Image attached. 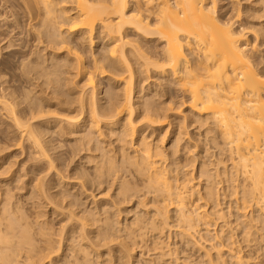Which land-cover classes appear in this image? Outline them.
Instances as JSON below:
<instances>
[{
	"label": "bare ground",
	"instance_id": "obj_1",
	"mask_svg": "<svg viewBox=\"0 0 264 264\" xmlns=\"http://www.w3.org/2000/svg\"><path fill=\"white\" fill-rule=\"evenodd\" d=\"M239 1L222 13L217 0H0V17L11 18L14 30L32 24L33 42L51 52L42 61L41 54L17 59L18 76L34 80L42 96L26 88L20 95L1 79L7 122L0 149L26 142L36 164L46 160L51 170L58 159L49 153L52 135L71 137L68 144L85 152L88 165L72 171L77 192H51L60 178L53 185L40 166L30 171V193L49 206V217L0 191V264H18V257L31 264H133L136 251L152 252L151 264H172L177 246L168 232L162 236L168 226L197 253L196 264H264V0L243 8ZM84 45L96 49L86 54ZM154 76L169 78L161 80L164 92L175 87L187 113L176 118V104L144 97L143 83ZM54 107L59 118L46 116ZM185 123L209 125L214 160L190 154ZM101 186L112 190L110 198L95 199ZM89 196L91 206H84ZM131 201L134 215L122 223L120 205Z\"/></svg>",
	"mask_w": 264,
	"mask_h": 264
},
{
	"label": "rangeland",
	"instance_id": "obj_2",
	"mask_svg": "<svg viewBox=\"0 0 264 264\" xmlns=\"http://www.w3.org/2000/svg\"><path fill=\"white\" fill-rule=\"evenodd\" d=\"M235 1V2H234ZM236 1L237 0H217V6H218V8H217V10L218 11H220V12H222V13H224V12H226L227 10H230L231 8H232V6L233 7H236ZM221 2V3H220ZM231 2H233V3H231ZM240 2V5L242 6L241 8H243L244 6H245V4H248V2H249V0H240L239 1ZM235 3V4H234ZM242 3V4H241ZM68 3H66V4H63V6H65V7H68L69 6V4H70V6H72V4L71 3H69L68 5H67ZM220 4V5H219ZM229 4V5H228ZM231 4V5H230ZM1 5V4H0ZM240 5H239V7H240ZM221 7V9H220V7ZM4 10V6H1V8H0V11L2 12ZM225 10V11H224ZM232 10V9H231ZM231 10H230V12L229 13H231ZM235 14V10H233L232 11V14ZM244 13H242V12H240V15H239V19L240 20H246L245 18H244V15H243ZM2 18L3 17H0V41L2 42H0V48H2V49H0V68H2V69H0V70H3L4 72H3V74L5 73V76H3V77H1L0 78V80L1 79H3L4 81H5V79H8L10 82H7V83H9L10 85H13V83H15L12 87H15L16 88V90H17V92L20 94V95H23L25 92H29L28 94L29 95H34V93H35V95L33 96V97H36V96H42L43 94L41 93V91H39V90H41L40 89V87H38L37 88V86L36 85H32L31 84V81H32V83L34 84L35 83V81L34 80H28V78L27 77H25L24 75H20V76H18L19 75V73H20V71H17L19 68H17V64L19 63H17V61L19 60V58H20V56H21V54H24V56H26L27 54L29 55V56H31V57H29V58H34V57H37L38 59H39V57H41V61H42V59L44 60V59H46V57H48V56H46L47 54H49V53H51V52H49L50 50H43V46H42V44H37V43H35V42H33V38L31 39V30H29L28 31V28L32 25H30L29 26V24H28V26H25L27 23L26 22H24V25H23V28L22 29H24L23 30V33L21 34V31H22V29H20V30H18V29H15L14 30V28H12V27H10V25H9V23H10V20L9 19H11V18H9V19H4L3 18V20H2ZM7 20H9V21H7ZM5 22H7V23H5ZM30 23H32V22H30ZM8 24V25H7ZM8 27H10V28H8ZM25 27H26V29H27V32L28 33H30V36H29V34H26V33H24V31L26 30L25 29ZM28 27V28H27ZM14 30V31H13ZM20 31V32H19ZM248 31V30H247ZM249 33V36L250 37H252V33H254V32H252L251 33V30L250 31H248ZM252 34V35H251ZM255 34V33H254ZM25 35V36H24ZM27 37L28 36V38H24V37ZM5 39H4V38ZM13 37V38H12ZM22 37V38H21ZM7 39H9V40H7ZM26 40L27 39V46L25 47V49H23V48H21V46H19V45H21L22 44V40ZM18 41V42H17ZM21 41V42H20ZM11 43L12 45L10 46V47H4V46H6L8 43ZM17 43V44H16ZM156 44H159V42H155ZM35 44H36V48H34L35 47ZM150 44H153L152 42H150ZM3 45V46H2ZM13 46V47H12ZM4 47V48H3ZM19 47V48H18ZM31 47V48H30ZM41 49V50H43V51H40L39 52V50ZM90 49H96V45L95 46H93V47H91V48H87V46L86 45H84V50H85V53L86 54H88L89 53V51H90ZM259 49V48H258ZM262 49H264V46H261L260 47V49L259 50H262ZM25 50V51H24ZM27 50V51H26ZM48 51V52H47ZM31 52V53H30ZM33 52V53H32ZM9 53V54H8ZM36 53V54H35ZM44 53V54H43ZM47 53V54H46ZM256 53V52H255ZM40 56H39V55ZM257 54V55H256ZM255 54V56H258V54H260L259 52L258 53H256ZM27 55V56H28ZM34 55V56H33ZM19 56V57H18ZM39 56V57H38ZM262 56H264V51H262ZM15 59V60H14ZM18 59V60H17ZM13 63V64H12ZM16 64V65H15ZM150 73V72H149ZM13 75V76H12ZM150 75H152V73H150L149 74V76ZM15 76V77H14ZM23 76H24V78H23ZM153 76V75H152ZM11 77V78H10ZM16 78L17 77V79H13L12 80V78ZM19 77V78H18ZM26 78V79H25ZM153 78V79H152ZM149 77L144 83H143V86H145V88H144V90L142 91V93H143V95H144V97H146V98H148L149 100H150V98H151V101H153L154 103H156V104H158V102H159V104L161 103V104H163V105H165L164 103H167L168 102V104H166V105H168V106H170V107H174L175 106V104L177 105V106H175L174 108L175 109H172V112L176 115V118L178 117L179 118V115H180V117H181V115H183V114H185V113H187L189 110V108H188V105H187V103H186V99L184 98V97H182L181 96V94L179 95V93H177L176 91H175V87L174 88H172V91H170V92H164V86L163 85H165L164 83V81H161L162 79H169V78H160V77H158V76H154V77ZM158 78V79H157ZM160 79V80H159ZM7 80V81H8ZM13 82H12V81ZM27 80V81H26ZM157 80V81H156ZM25 81V82H24ZM103 81H105V79L103 80ZM152 81V82H151ZM173 81V80H172ZM17 82V83H16ZM160 82H162V83H160ZM164 82V83H163ZM2 83V80L0 81V89L2 88V87H4L5 86V84H1ZM12 83V84H11ZM29 83V84H28ZM36 84V83H35ZM146 84V85H145ZM153 84V85H152ZM158 84V86H156ZM1 85H3V86H1ZM150 85V86H149ZM159 85H162V86H159ZM21 86V87H20ZM156 88L155 90H156V93L154 94V87ZM34 87V88H33ZM150 87V88H149ZM163 87V88H162ZM27 90H26V89ZM23 89V90H22ZM24 89H25V92H24ZM19 90V91H18ZM33 90V91H32ZM163 90V91H162ZM21 91V92H20ZM23 91V92H22ZM152 91H153V93H152ZM157 91H159V93L157 92ZM41 94H40V93ZM32 93V94H31ZM38 93V94H37ZM161 93H163V94H161ZM153 96V97H151V96ZM158 95V96H157ZM50 97V96H49ZM150 97V98H149ZM174 97V98H173ZM177 97V98H176ZM182 97V98H181ZM171 98H173V99H171ZM158 100V101H157ZM183 101H185V102H183ZM183 102V103H182ZM171 103V104H170ZM182 105H180V104ZM180 105V106H179ZM54 108H56V110L53 112V111H50V112H53V113H50L49 112V114H47L46 116H48L49 118H59V116H61L62 115V112H60L61 111V109L58 107H54ZM49 109H52L53 110V106H51ZM58 109H60V111H57ZM174 110V111H173ZM175 111H177V112H175ZM59 112H60V114L61 115H58L57 117H55V115H56V113H58L59 114ZM179 112H181V113H179ZM1 115V114H0ZM50 115V116H49ZM174 115V116H175ZM52 116V117H51ZM2 118V119H1ZM5 117H3L2 115L0 116V123H1V126H0V130L3 128V127H5L6 128V122H7V119H4ZM172 118H173V116H172ZM6 121V122H5ZM2 122H3V126H2ZM189 124V123H188ZM187 123H185V129H187L185 132V136H183V138L185 139H183L184 140V142H186L187 144H188V146H190V149H192L190 152H192V153H190L192 156L193 155H198V153H199V156L201 157H203L204 158V160H206L207 162L211 159H215V158H213V157H215L214 156V152H215V150H214V148L212 147V143H209L208 141H209V139H210V134L208 133H206V131H207V129H208V127H209V125L208 124H202V125H200L199 126V124H197V123H194V124H190V125H188ZM188 126V127H187ZM187 127V128H186ZM205 131V132H204ZM215 132V131H214ZM189 133V134H188ZM186 134H188L187 136H186ZM205 134V135H204ZM212 134V133H211ZM11 133L9 134V135H7V137H11ZM190 135V136H189ZM54 137V138H53ZM59 137H56V136H54V135H52V143L51 144H53L54 145V150H52L51 149V151H49V153H51V156H53V157H57L58 159H56V161H54V166L56 167V169H55V167H51V170L50 169H46V167H47V165L45 164L46 162V160L44 161V160H41L42 162H39V164H36L37 162H36V160L34 159L33 160V156L31 157V155H34V154H32V153H34V151L32 150V149H30L29 148V146H28V144L26 143V142H23V145L22 146H15L13 143V141H11V142H8V143H6V144H9V145H4V146H8V147H6V148H3V150L2 149H0V168L2 169H0L1 171H0V191L2 190H8V192H10V194H11V196H12V201H17V200H19V203H21V205H22V207H24V208H26V209H29V208H31L30 210L31 211H41L40 213H42L43 214V212H44V214H46V216L45 217H49V213H50V209H49V206H47V205H45L44 203V205L42 204V201H38V198H37V196H36V194H31L30 193V190H31V188H32V186L34 185V181H30L31 180V178H32V176H31V174H30V171L31 170H33V169H35V168H37V167H39L40 166V168H42V170H44V172L43 173H41L42 175H46L45 176V178H47V180L49 179V180H51L50 182V184H58L57 183V180H58V178H60V184H58V185H60V186H58V185H56V186H54L53 187V189H51V192H54V191H57V190H61V191H63L64 189L65 190H69L70 192H75L76 190H77V185L75 186L74 184H75V182H77V180H75L74 179V174H73V172H74V168L75 167H79V165H83V166H85V167H88V165H86L85 164V158H83L84 157V154H85V152L84 151H78V152H80V153H78V152H76L77 150H76V147H75V149H74V151L72 150L73 148H74V145H69L68 143H72V138L71 137H67V138H65V139H63V138H59ZM188 138H190V139H188ZM194 138V139H193ZM205 138V139H204ZM54 139V140H53ZM203 139V140H202ZM64 140V141H63ZM70 141V142H69ZM199 141V142H198ZM57 142V143H56ZM63 142V143H62ZM183 142V141H182ZM196 142V143H195ZM62 144V145H60V144ZM168 143H170L169 142V140L167 139L166 141H164V143L163 144H165V145H168ZM200 143V144H199ZM27 144V145H26ZM196 144V145H195ZM209 144H211V147H210V145ZM199 145V146H198ZM198 148H197V147ZM62 147V148H61ZM65 147H67L66 149H65ZM69 147V148H68ZM207 147V148H206ZM19 148H21V149H19ZM57 148V149H56ZM70 149H71V151H70ZM205 149H207V150H205ZM210 149H211V151H210ZM22 150V151H21ZM28 150H29V152H28ZM63 150V151H62ZM69 150V151H68ZM33 151V152H32ZM62 153H61V152ZM203 151V152H202ZM204 151H207V154H206V152H204ZM213 151V152H212ZM24 152V153H23ZM32 152V153H31ZM60 154H59V153ZM68 152L70 153V154H68ZM211 152V153H210ZM31 153V154H30ZM66 153H67V155H66ZM72 153V154H71ZM74 153H78V154H75V157H74ZM195 153V154H194ZM56 154V155H55ZM212 156H211V155ZM30 155V156H29ZM77 155V156H76ZM190 155V156H191ZM204 155H205V157H204ZM59 156V157H58ZM74 157V159H72L73 157ZM183 155H179V159L180 160H182L184 157H182ZM191 156V157H192ZM211 156V157H210ZM29 157V158H28ZM34 157H36V156H34ZM70 157V158H69ZM72 157V158H71ZM27 159H30V160H27ZM43 159V158H42ZM65 159H66V161H65ZM71 159V160H70ZM208 159V160H207ZM60 160V161H59ZM63 160V161H62ZM81 160V161H80ZM11 161V162H10ZM22 161V162H21ZM27 161V162H26ZM183 161H185V158L182 160V161H180L181 163H185V162H183ZM44 162V163H43ZM62 162V163H61ZM197 162L198 161H196V162H194V165H190V166H188V167H186V170H191V169H193V168H195V167H197ZM225 162V161H224ZM24 165H23V164ZM68 163H70V164H68ZM14 164V165H13ZM44 164V165H43ZM225 164L226 165H229V163L227 164V162H225ZM13 165V166H12ZM22 165V166H21ZM32 165V166H31ZM45 165H46V167H45ZM59 165V166H58ZM5 166V167H4ZM9 166H10V168H9ZM12 166V167H11ZM18 166V167H17ZM64 166V167H63ZM68 166V167H67ZM59 167V168H58ZM193 167V168H192ZM20 168H22V169H20ZM28 168H29V170H28ZM32 168V169H31ZM58 168V169H57ZM5 169V170H4ZM9 169V170H8ZM27 169V170H26ZM46 169V170H45ZM54 169V170H53ZM67 169V170H66ZM8 170V171H7ZM22 170V171H21ZM56 170H58V172L56 171ZM63 170V171H62ZM73 171V172H72ZM6 172V173H5ZM46 172V173H45ZM56 172H57V174H56ZM13 173V174H12ZM48 173V174H47ZM60 173V174H59ZM63 173V174H62ZM19 174V175H18ZM28 174V175H27ZM15 175V177L18 175L19 176V180L17 179V180H15V177L13 178L12 176H14ZM25 177H24V176ZM63 175V176H62ZM23 176V177H22ZM62 176V177H61ZM72 176V177H71ZM10 177H12L11 179H10ZM65 177H66V179H65ZM22 178V179H21ZM62 178V179H61ZM74 179V180H73ZM21 180V181H20ZM55 180V181H54ZM73 180V181H72ZM33 182V183H32ZM9 184V185H8ZM68 184V185H67ZM15 185V186H14ZM24 185V186H23ZM26 185V186H25ZM32 185V186H31ZM72 185H74V187L72 186ZM6 186V187H5ZM6 189H5V188ZM17 187V188H16ZM74 188V189H73ZM12 189V191H13V193H12V191H10ZM63 189V190H62ZM59 190V191H60ZM105 191H107V189H104V186H101L99 189H96V190H94L93 191V193L92 194H94L96 197H95V199H102V198H110V196H112V190L111 191H109V192H105ZM29 192V193H28ZM77 192V191H76ZM104 192V193H103ZM100 193L102 194L101 196H99L100 195ZM30 194V195H29ZM106 194H108L107 196H106ZM31 195H33V196H35V197H33V196H31ZM104 195V196H103ZM110 195V196H109ZM22 197V198H21ZM16 198V199H15ZM29 198V199H28ZM31 198V199H30ZM34 198V199H33ZM26 200V201H25ZM84 200V201H83ZM86 200V201H85ZM82 201L84 202V206H88V207H90L91 205V203H90V201H91V197L89 196V197H87L86 199L84 198V199H82ZM134 201V200H133ZM27 202V203H26ZM35 203H36V205H35ZM130 203V204H129ZM129 203H127V204H123V205H120V207H122V211L119 213V220L123 223V221L125 220V219H129L132 215H134V211H132L133 209L132 208H134V206L132 207V204H133V202L131 201V202H129ZM129 204V205H128ZM31 205V206H30ZM32 205H33V208H32ZM35 206V207H34ZM41 206V207H40ZM37 207V208H36ZM125 207H126V210H124L125 209ZM36 208V209H35ZM43 208V209H42ZM131 208V209H130ZM34 209V210H33ZM129 210H131V212H129L128 213V211ZM48 212V213H47ZM126 212V213H125ZM125 213V214H124ZM127 214V215H126ZM43 217V216H42ZM42 217H40L41 219H42ZM45 217H43V219L45 218ZM39 218V219H40ZM132 218V217H131ZM40 219V220H41ZM58 219L59 218H55V219H53L52 221L55 223L54 224V226L55 227H57L58 225L56 224V222H58ZM169 227V226H168ZM168 227H166V228H164V230H163V233L164 234H162V236L163 237H166V235H167V232H168V235H169V238H168V242L169 243H171L172 242V244H175V247H176V249H175V253L173 254L172 253V257L170 256V259H171V262H172V264H185L186 263V261H183V260H187V261H190V262H192L191 264H196V261L198 260V259H196V254H194L193 253V251H190V247L188 246V244L186 245V243H184L185 241L184 240H181L177 235H176V232L174 231V229L173 228H168ZM169 229V230H168ZM172 232V233H171ZM174 236V237H173ZM167 239V238H166ZM165 239V240H166ZM179 240V241H178ZM170 246H172V245H170ZM186 246V247H185ZM261 246V248L262 249H260V253H264V251H262V250H264V245H260ZM188 247V248H187ZM184 249V250H183ZM190 251V252H189ZM183 252V253H182ZM148 253V254H147ZM145 255L143 254V256H140L139 255V252L138 251H136L134 254H135V257H136V262L134 263L133 262V264H151L149 261V256L151 255H153V254H151L152 252H147ZM150 254V255H149ZM173 255H174V258H173ZM186 255V256H185ZM140 256V257H139ZM19 258V257H18ZM18 258H17V261L16 262H18V264H24L25 262H27V264H31V262H29V261H26L25 259H23V258H21V259H19L18 260ZM137 258H138V261H137ZM177 258V260L175 261L174 259H176ZM182 258V259H181ZM141 259V260H140ZM182 261V263H181V261ZM193 261H192V260ZM24 261V263H23V261ZM149 260V261H148ZM172 260H174V261H172ZM194 260H196V261H194ZM147 261V262H146ZM138 262V263H137ZM26 264V263H25ZM41 264H43V263H41ZM157 264V263H156Z\"/></svg>",
	"mask_w": 264,
	"mask_h": 264
}]
</instances>
